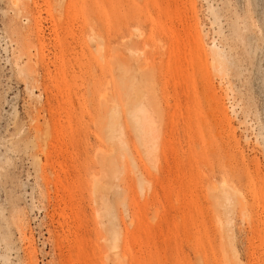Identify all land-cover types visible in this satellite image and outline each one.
<instances>
[{
	"label": "rangeland",
	"instance_id": "1",
	"mask_svg": "<svg viewBox=\"0 0 264 264\" xmlns=\"http://www.w3.org/2000/svg\"><path fill=\"white\" fill-rule=\"evenodd\" d=\"M0 264H264V0H0Z\"/></svg>",
	"mask_w": 264,
	"mask_h": 264
},
{
	"label": "bare ground",
	"instance_id": "2",
	"mask_svg": "<svg viewBox=\"0 0 264 264\" xmlns=\"http://www.w3.org/2000/svg\"><path fill=\"white\" fill-rule=\"evenodd\" d=\"M141 55V54H140ZM151 140H149L148 142H150Z\"/></svg>",
	"mask_w": 264,
	"mask_h": 264
}]
</instances>
